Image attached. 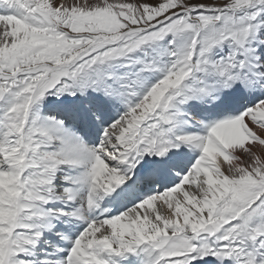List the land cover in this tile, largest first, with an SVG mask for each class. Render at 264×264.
Instances as JSON below:
<instances>
[{
  "label": "snow or ice",
  "instance_id": "obj_1",
  "mask_svg": "<svg viewBox=\"0 0 264 264\" xmlns=\"http://www.w3.org/2000/svg\"><path fill=\"white\" fill-rule=\"evenodd\" d=\"M0 264H264V0H0Z\"/></svg>",
  "mask_w": 264,
  "mask_h": 264
}]
</instances>
